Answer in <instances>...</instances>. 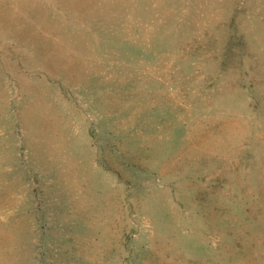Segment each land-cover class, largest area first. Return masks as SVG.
I'll return each instance as SVG.
<instances>
[{
    "label": "rangeland",
    "instance_id": "obj_1",
    "mask_svg": "<svg viewBox=\"0 0 264 264\" xmlns=\"http://www.w3.org/2000/svg\"><path fill=\"white\" fill-rule=\"evenodd\" d=\"M0 264H264V0H0Z\"/></svg>",
    "mask_w": 264,
    "mask_h": 264
}]
</instances>
